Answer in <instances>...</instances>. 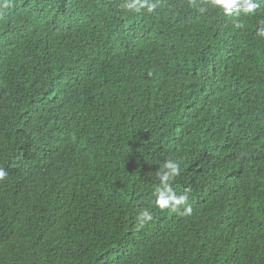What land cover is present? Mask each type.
<instances>
[{
  "label": "trees",
  "instance_id": "16d2710c",
  "mask_svg": "<svg viewBox=\"0 0 264 264\" xmlns=\"http://www.w3.org/2000/svg\"><path fill=\"white\" fill-rule=\"evenodd\" d=\"M125 2L0 0V264H264V0Z\"/></svg>",
  "mask_w": 264,
  "mask_h": 264
},
{
  "label": "clouds",
  "instance_id": "9594fccd",
  "mask_svg": "<svg viewBox=\"0 0 264 264\" xmlns=\"http://www.w3.org/2000/svg\"><path fill=\"white\" fill-rule=\"evenodd\" d=\"M7 7V5H4ZM159 6V0H126L121 7L140 12L146 10L148 13L154 12ZM197 6V5H193ZM208 6L219 9L225 16H239L243 14H251L258 7L257 0H208ZM205 7H199V11L204 12ZM241 25L237 24V27ZM257 35L264 38V23L257 28ZM180 174V164L177 161L166 159L163 161L157 172L160 186L155 191V205L160 209H171L178 211L181 206H185L181 214H190L192 208L187 204L188 195L186 193L177 195L172 187V181ZM7 172L0 168V181L4 180ZM144 221H149L152 216L149 212L144 211L142 214Z\"/></svg>",
  "mask_w": 264,
  "mask_h": 264
}]
</instances>
